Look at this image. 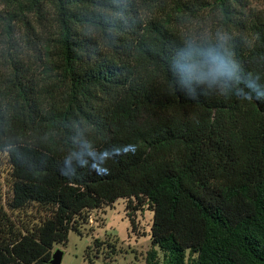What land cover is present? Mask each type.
<instances>
[{"label": "trees", "instance_id": "16d2710c", "mask_svg": "<svg viewBox=\"0 0 264 264\" xmlns=\"http://www.w3.org/2000/svg\"><path fill=\"white\" fill-rule=\"evenodd\" d=\"M253 1H0V174L3 156L11 171L0 264H50L119 200L133 228L153 212L148 264H264V100L246 87L264 91V10ZM214 57L237 63L239 84L174 68L206 71ZM86 143L119 154L96 170ZM31 211L32 224L12 215Z\"/></svg>", "mask_w": 264, "mask_h": 264}, {"label": "rangeland", "instance_id": "374dc122", "mask_svg": "<svg viewBox=\"0 0 264 264\" xmlns=\"http://www.w3.org/2000/svg\"><path fill=\"white\" fill-rule=\"evenodd\" d=\"M1 1V0H0ZM253 7L264 10V0H254ZM10 165L3 156L2 172L0 174V204H5L11 197ZM127 200H119L112 207L95 210L90 213L89 223L84 225L82 235L71 231L66 244H59L55 250L64 252L62 264H148V253L153 249L150 230L153 212L145 207L135 215V228L132 227L127 209ZM35 211L27 214L12 213L13 217L35 223ZM39 216V215H37ZM42 217L44 216L41 215ZM104 242L98 250L94 240ZM108 243L116 247V255L112 259L105 256L111 251ZM92 251L89 253V248ZM159 259L163 262V254L158 247ZM100 252V253H99ZM90 259L94 263L90 262Z\"/></svg>", "mask_w": 264, "mask_h": 264}, {"label": "clouds", "instance_id": "9594fccd", "mask_svg": "<svg viewBox=\"0 0 264 264\" xmlns=\"http://www.w3.org/2000/svg\"><path fill=\"white\" fill-rule=\"evenodd\" d=\"M220 39L222 41H226L227 38L221 36ZM174 68L178 71L186 72L188 80L196 79L199 82H204L205 80L211 79L213 82H216V80L220 78L225 82L232 81L235 84L240 83V77L238 75L239 66L235 61L227 57L222 61L214 57L212 64L207 67L206 71L198 70L197 66L190 63L181 65L178 60L174 64ZM246 87L253 89L256 99L264 100V91H255L254 85L251 83H248ZM240 93H243V89H238V94ZM244 95L248 99L252 98L251 93H244ZM85 148L87 149V155L90 156L95 162L93 164V168L96 170H100L111 156L119 154L116 150L112 149H106L97 153L90 143H86ZM65 163L70 164L71 157L66 158ZM104 171H106V169H104Z\"/></svg>", "mask_w": 264, "mask_h": 264}, {"label": "water", "instance_id": "95a60500", "mask_svg": "<svg viewBox=\"0 0 264 264\" xmlns=\"http://www.w3.org/2000/svg\"><path fill=\"white\" fill-rule=\"evenodd\" d=\"M64 257V252L62 250H55L52 259L49 262L50 264H62Z\"/></svg>", "mask_w": 264, "mask_h": 264}]
</instances>
